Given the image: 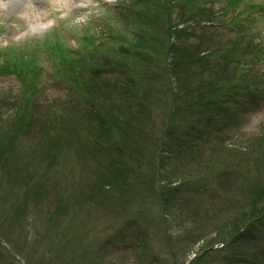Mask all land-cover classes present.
<instances>
[{
  "label": "rangeland",
  "instance_id": "374dc122",
  "mask_svg": "<svg viewBox=\"0 0 264 264\" xmlns=\"http://www.w3.org/2000/svg\"><path fill=\"white\" fill-rule=\"evenodd\" d=\"M0 161V264H264V0H0Z\"/></svg>",
  "mask_w": 264,
  "mask_h": 264
},
{
  "label": "trees",
  "instance_id": "16d2710c",
  "mask_svg": "<svg viewBox=\"0 0 264 264\" xmlns=\"http://www.w3.org/2000/svg\"><path fill=\"white\" fill-rule=\"evenodd\" d=\"M181 33L183 34V33H185V31H181ZM203 59L205 61L207 60L205 57ZM195 61H196V63H198V62H201V59L196 58ZM169 64H170V67H173L172 71L169 70ZM200 64H202V63H200ZM180 66L182 67V63H178L177 61L176 62L171 61L167 64L168 69H166L167 77H170L175 82L177 81L179 89H180L181 80H182ZM226 66H228V64H226ZM201 67H202V69L199 70L198 73L200 74V76H203V78L194 79L195 77H193L192 75L187 76L192 81H195L194 84H198V85L197 86L190 85L191 88H189L190 91L188 92V94L185 95V97H182V98L179 97L178 101H179V103H183V101H185V99H188V98H186V96H189V98L191 96L193 98V100L195 99L194 101L198 105V108L202 109L201 111L204 114H206V112L210 111L209 105L207 104L208 99H211L217 95L218 96L225 95L224 97L228 98V96H231L232 92L235 91L236 88L232 87L231 86L232 81L229 78L225 77L226 74H228V71H227V67L223 68L224 65L221 68L216 69V68L211 67L210 64H208L207 62H205L204 64L201 65ZM206 76H208L209 78H207ZM188 83H190V82H188ZM126 90L128 92H130V89H126ZM192 98H190V99H192ZM232 99H234V98H232ZM229 100H231V99H229ZM226 104L227 103H223L224 107ZM224 107L222 106L221 108H219L218 113L221 111L226 112V109H224ZM223 112H222V114H223ZM212 113H214V112L212 111ZM212 121H213V119L211 117L208 119L207 123L210 124ZM172 135H173V132L171 130L169 133V136H172ZM4 149L10 153H13L12 146H9V147L7 146V148H4ZM162 149H164V147ZM3 153H5V152H3ZM0 163H1V161H0ZM246 216L247 215L243 216L240 220H242V222H243L246 219ZM245 227H247L246 229L248 230V232H246L245 234H242V237L243 236H246L249 238L251 236L253 237L255 225H252V223H248V225H246ZM236 232H237V235H235L234 237L240 238V236H239L240 235L239 234L240 229H238Z\"/></svg>",
  "mask_w": 264,
  "mask_h": 264
},
{
  "label": "bare ground",
  "instance_id": "6f19581e",
  "mask_svg": "<svg viewBox=\"0 0 264 264\" xmlns=\"http://www.w3.org/2000/svg\"><path fill=\"white\" fill-rule=\"evenodd\" d=\"M67 5H69V3ZM80 6H82V5H80ZM40 18H41V16H39V18L38 17L36 18L38 20L34 21V24H33L34 27L39 28L41 25H43V23L40 21Z\"/></svg>",
  "mask_w": 264,
  "mask_h": 264
}]
</instances>
